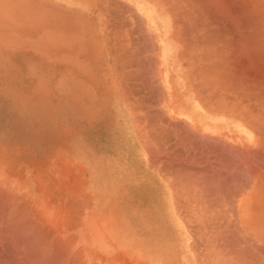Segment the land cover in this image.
<instances>
[{
    "label": "rangeland",
    "instance_id": "374dc122",
    "mask_svg": "<svg viewBox=\"0 0 264 264\" xmlns=\"http://www.w3.org/2000/svg\"><path fill=\"white\" fill-rule=\"evenodd\" d=\"M69 2L59 3L90 12ZM163 2L195 103L214 117L242 113L244 79L230 67L242 70V29L210 20L211 0ZM109 4L110 24L98 12L101 51L89 36L53 55L48 44L40 54L0 44V264H264V152L243 167L199 122L172 118L159 34L143 14ZM223 53L232 60L218 76ZM242 197L263 220L240 216ZM34 237L53 247L41 251Z\"/></svg>",
    "mask_w": 264,
    "mask_h": 264
},
{
    "label": "bare ground",
    "instance_id": "6f19581e",
    "mask_svg": "<svg viewBox=\"0 0 264 264\" xmlns=\"http://www.w3.org/2000/svg\"><path fill=\"white\" fill-rule=\"evenodd\" d=\"M53 1L62 2L64 0H62V1L61 0H52V2ZM69 1L70 0H65V2L70 3ZM72 1H73V4H78V5H81L83 7H84V5L88 6V8H89L88 10L98 20L100 18V15L98 14V12H101L103 15H105L107 23H109L108 15H109L110 11L114 10L113 7L112 8L110 7L111 4H109V6H108V3H112L114 5H117L116 4L117 2L118 3L121 2V4L123 6L130 7L133 11L137 12V10H135L133 7H131L132 6L131 4H133L135 6V8H137L139 10L138 11L139 14H143L144 17H146V20L155 26L156 31L159 34L158 35L160 38L159 53H160V58H161V64L163 63L164 66L166 67V69L168 68L169 70H171L175 74V77L180 82V84L185 89L189 90L190 85H191V81H190V77L188 75V70H187L188 66L186 63L188 61L187 51H186V48H184L185 46L183 45V42L178 38V36L176 34L177 31L175 28V22L177 20L175 21V19L177 17L175 18V16L172 14V12L169 11L168 7H166V3H164L163 0H71V2ZM204 1H206V3H209L210 0H204ZM211 1L214 2L213 7L208 6V7L204 8V10H203L204 13H206L208 15L210 20H212L213 22H217V24L218 23L224 24L228 21L231 23V25H233V27L235 28L234 30H236V32L238 31V29H242V31H243V33H242L243 36H242L241 43H240L241 49L239 48L238 54L236 52V55L239 56V60L241 61L242 70L240 72L238 71L237 68H239V65H238L237 61L234 63L230 62V64H231L230 67H231V71H232V67H233V72L238 73V75L244 79L245 86L242 88V91H243V98L246 102L244 104V111L242 113L236 114V113L232 112V113H225L224 116L222 115L223 116L222 119H229L230 120L229 122L233 126V127H231V130H230L231 132L234 130V127L237 128L238 125L240 124V123L237 124L238 120L243 121V119H244V121H245L244 134L241 133L239 135L235 132L234 133L232 132L229 137H227V133L224 135L227 139H222V137H216V138H218V140L223 141L225 144L227 143V144L231 145L232 148L235 149V151L238 153V156L240 158L239 160H241L239 162H242V163L238 162L239 165L242 164L241 166H243V165L248 166L247 163L251 160L249 157L251 156L252 153L258 152L259 154H261L262 152H264V150L262 151V149H264V0H211ZM202 3H204V2H202ZM41 4H42L41 1L36 3L35 0H0V20H1L0 21V38L2 39V41H0V42H3V44L6 45V48L8 50L10 49V51H25L27 49H30L34 52H41L44 50L43 46L49 42V45H48L49 49L47 48L48 50H46L48 52L47 54H49V55L52 54V52H54L58 47L62 48V49H60L61 51H64V52L69 51L70 47L68 48V34H69L68 19L67 18L64 19L57 26L59 29L55 28V26L53 24V16L54 15H52L53 8L48 7L46 10V9H43L41 7ZM229 11L230 12L232 11L229 14L230 18H228V16H227ZM201 16H202L201 19H204L205 16L203 14ZM227 18L229 20H227ZM186 20H188V19H186ZM230 23H228V24L230 25ZM222 27H223V25L221 26V28ZM230 29H231V27H230ZM224 30L226 31L225 28H224ZM234 30H232V33ZM239 34H240V32H239ZM234 37H235V35L233 36V38ZM231 40H233V39H231ZM236 40H237V37H236ZM28 41H33V42H31L33 44V46H27ZM237 46H236V48H237ZM190 51H191V49H190ZM69 52H71V51H69ZM224 54H226V53H223L222 55H224ZM56 56H58L57 53H56ZM215 58L218 59L217 56H215ZM230 60H232V59L227 54L224 55L223 58H221L220 63L217 60L216 65L214 64L215 65L214 66V68H215L214 73L218 75L217 67L220 70L221 68H223L225 63H228ZM202 67H206V66H202ZM205 71H209V68H206ZM217 75H216V77H217ZM218 76H220V75H218ZM226 77H229V76H226ZM222 81H224V80L223 79L217 80V81L214 80L213 83H217V85H218V83H220V82L222 83ZM227 82L233 88V84L235 81L233 82V80H231V81L227 80L225 82V85L227 84ZM235 86L237 87V84H235ZM215 95L218 96L216 93H215ZM34 96L37 99H40V94L37 93V89L34 90ZM229 100H230V98H229ZM193 109H195L196 112L200 113L201 117H206L207 119H211L209 117V115L207 114V112H204V113L201 112V110L199 109V107L197 105H195ZM190 117H191V115H190ZM206 125H207V123H206ZM208 126H210V125H208ZM240 126L242 127L243 125L240 124ZM202 127H203V125H202ZM241 130H242V128H241ZM227 140L230 142H228ZM214 147H215V144H214ZM208 148H210V147H208ZM216 151H217V149H216ZM205 153H206V151H205ZM257 156H255V157H257ZM260 157H262V156H260ZM251 158H253V157L251 156ZM232 159L234 161V158H232ZM230 161H228V162H230ZM231 164L229 163V166ZM251 165H253V164H251ZM232 166H234V165H232ZM232 166H230V167H232ZM263 166H264V164H263ZM238 168H239V166H238ZM260 168H258V169H260ZM230 169H232V168H230ZM260 171H261V169H260ZM254 172H255V170L253 171V174L256 173V172L255 173ZM263 172L261 173V175L263 174ZM254 176L255 175H253V178H254ZM253 178H252V180H253ZM255 185H256V183H255ZM244 190H246V189H244ZM241 193L243 194L242 190H241ZM239 194H240V192H239ZM239 194H238V196H239ZM246 195H248V194H246ZM235 197H237V196H235ZM233 199L237 200L238 198L237 199L233 198ZM233 199H231V200H233ZM240 201L241 202L239 203V209L242 208V206L248 207L245 210L246 213H239L242 218H245V216H246V218H245L246 220L247 219L249 220L251 217H252V219L263 220L262 213L260 215L255 214V216H252L253 213H251V207H250L252 203L246 204L244 201V197H242L240 199ZM19 215L23 216L21 214H19ZM247 215H249V217H247ZM20 220H21V218H20ZM26 224H25V227H26ZM32 224L35 225L34 223H30L31 228L33 226ZM27 225H29V224H27ZM248 226L252 227L250 222H249ZM256 226H259V228L261 230L262 226H260V225H256ZM28 228H30V227H28ZM33 230H30V231L32 232ZM42 232L43 231H41V235L38 234V236L39 235L42 236L45 234L44 232L42 234ZM34 233L33 234L31 233L32 235L31 234L30 235L33 236ZM44 236H42V237H44ZM36 237H37V235H36ZM45 237L48 238V236H45ZM33 239L36 240L35 237ZM38 239H39V237H38ZM41 241H43V240L42 239L39 240V242H41ZM39 242L37 241V243H39ZM43 242H41V243H43ZM45 243L47 244V241ZM48 243H49V239H48ZM46 244L44 245V243H43V245L41 247L42 248L44 247V248L41 249V251L42 250L44 251L46 248L50 249L48 247H53V246H48L49 244H47V245ZM51 245H53V244H51ZM45 246H46V248H45ZM43 254L46 255L47 253L45 252Z\"/></svg>",
    "mask_w": 264,
    "mask_h": 264
},
{
    "label": "crops",
    "instance_id": "0c3cea01",
    "mask_svg": "<svg viewBox=\"0 0 264 264\" xmlns=\"http://www.w3.org/2000/svg\"><path fill=\"white\" fill-rule=\"evenodd\" d=\"M131 5L135 10H137V12L139 11L137 8H135V6L133 4H131ZM148 24H150V27L153 28L155 31V29H156L155 26L152 23H148ZM154 35H156V32H154ZM160 61H161V58H160ZM161 65H162V69H161L160 74L162 76V86H163V93H164L163 103L167 109L168 114L172 118H174V119H185L192 124L199 122V124H201V128H203V129L206 128L205 130H207L206 131L207 134H210L214 137H222V139H227L224 136L226 133H227V137H229L232 132L233 133L235 132L239 135L241 133L244 134V131H245L244 119H243V121L238 120V123H237V124L240 123L243 126L241 127L239 124L237 127L238 129L234 127V130L231 132L230 130H231V127H233V126H232V124H230L229 119H222V117L224 115L214 117L213 114L208 109H206L205 106H201V105L196 104L194 91L191 92V90L185 89L180 84V82L177 80V78L175 77V74L171 70H169L168 68L166 69V67L164 66L163 63ZM195 105H197L199 107L201 112H203V113L207 112V114L209 115V117L211 119H207L206 117H201L200 113L196 112L195 109H193ZM190 115H191V117H190ZM196 117L201 119L202 122L198 121V119H196ZM206 123H207V125H206ZM202 125H203V127H202ZM208 125H210V126H208ZM241 128L243 131L241 130Z\"/></svg>",
    "mask_w": 264,
    "mask_h": 264
},
{
    "label": "water",
    "instance_id": "95a60500",
    "mask_svg": "<svg viewBox=\"0 0 264 264\" xmlns=\"http://www.w3.org/2000/svg\"><path fill=\"white\" fill-rule=\"evenodd\" d=\"M41 1V7L43 9H46L48 7H52V15L53 16V24L55 28H58L57 26L64 20L68 19V26H69V34H68V48L70 46L69 38L73 39V42H75V38L79 36V44L86 43V40H84L87 36L91 37V42L93 40L94 43L99 44V51H101V43H102V34L99 30V24L97 19L94 17L93 14L87 11L80 10L74 7H69L60 4L59 2L52 0H35V2ZM55 18V19H54ZM1 21V20H0ZM59 29V28H58ZM0 41L2 39L0 38ZM33 41H28L27 46H33L31 43ZM4 46V50L11 52L10 49L8 50L6 48V45L3 44V42H0ZM49 45V42L46 43ZM25 51H30L33 53H41V52H34L30 49H27ZM81 51L83 49L81 48Z\"/></svg>",
    "mask_w": 264,
    "mask_h": 264
}]
</instances>
